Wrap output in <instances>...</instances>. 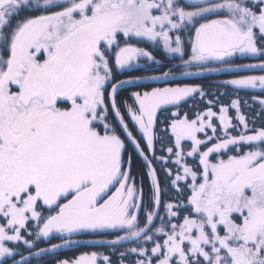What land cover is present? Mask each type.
Returning <instances> with one entry per match:
<instances>
[{"label": "snow or ice", "instance_id": "6c2138e0", "mask_svg": "<svg viewBox=\"0 0 264 264\" xmlns=\"http://www.w3.org/2000/svg\"><path fill=\"white\" fill-rule=\"evenodd\" d=\"M133 39L162 44L185 69L264 70V63L232 61L264 59V0H0V264H31L18 249L59 234L63 244L40 248V256L83 233L114 234L108 243L119 264H264V126L249 127L239 99L195 119L173 112L175 144L168 157H155L157 113L205 93L187 84L133 92L126 114L172 176L180 201L163 204L160 215L157 169L117 102L118 91L140 78L117 82L114 67L131 69L140 58L160 63ZM224 83L264 90V75ZM252 98L264 109V98ZM113 113L148 168L147 204ZM241 126L238 135L229 132ZM169 163L179 166L175 175ZM125 243L135 246L123 250ZM99 259L113 264L107 255ZM55 264H98V254Z\"/></svg>", "mask_w": 264, "mask_h": 264}, {"label": "trees", "instance_id": "16d2710c", "mask_svg": "<svg viewBox=\"0 0 264 264\" xmlns=\"http://www.w3.org/2000/svg\"><path fill=\"white\" fill-rule=\"evenodd\" d=\"M186 38V37H185ZM131 43L136 46L145 49L152 56L159 61V64H153L151 61L146 60L145 58H140L139 63L128 70L121 71L114 67V79L116 81L134 79L139 77L140 79L135 80L132 84H127L124 86V90L119 93L118 100L121 103L127 105H134L133 92H144L149 91L155 87H175L177 85L183 86L194 85L199 86L203 89L205 96L200 98L196 96L194 99L189 98L187 101L182 102L179 106L166 107L160 110L157 116V123L154 129L156 139L155 144V157H168L167 147H173L175 144V137L171 132V122L173 119H176L172 115L173 112H179L180 118L187 114L189 119H195V114L197 112L207 111L209 107L213 111L219 114L220 106H229L233 100L239 99L241 113L244 114L249 121L250 128H260L264 126V119H262L261 113L264 112V109L261 108L259 104V99L254 100L252 97L256 96L258 98H264V90L261 89H235L230 85H225L224 82L239 78L241 76H260L264 75V70L259 68L256 69H246L242 68L239 71H229V65H220L213 64L210 65L213 71L207 70H198L196 68L185 69L183 66V61L179 56H173L172 54L167 53L161 45L153 44L149 41H138L131 40ZM190 56V48L186 49V55L184 59H187ZM233 65H248V64H260L264 63V59L261 57H241L237 56L232 58ZM172 71L174 75L172 77L164 78L163 73ZM183 71H188L194 73L193 75H182ZM153 77H160V79H153ZM123 95V97H121ZM208 100H213V104L209 105ZM246 101V103H245ZM229 116L233 119V124H237L236 119V110L229 107ZM213 124L217 126L218 133H221V127L219 121L216 118H213ZM241 128H236L235 130L229 129V132L232 135H238L241 131ZM210 133V130H209ZM222 134V133H221ZM200 138L203 139L204 135L199 134ZM185 149L187 150L190 145L189 141L183 142ZM175 151V149H174ZM227 158L226 156L224 157ZM151 159H153V166L157 169V174L160 178L161 187L163 189L162 193V207L160 210V215H164L163 204L166 203H178L180 202L177 199V192L175 188L171 186L172 176H169L165 171L164 167L161 164L159 159H154L153 154ZM171 161H175V157H171ZM187 163L190 166H195L198 164V161H195L192 157L187 159ZM167 167L172 169L173 175H175L178 165L175 163H169ZM133 172L137 175V179L141 178V182L144 189L145 202L151 198V179L147 175L148 168L145 164H141L139 161H134L132 164ZM183 199V198H181ZM186 203V200L183 201ZM93 238L96 240H103L102 243H93V244H80L75 247L66 248L62 247L52 254H45L44 256H33L32 251L34 249L43 248L48 246L42 242L38 243V247L33 250H27V259L30 260L31 264H55L57 260H61L63 257L69 255H83L91 254L93 252L98 254V264H102L99 257L107 255L111 258L113 264H119L120 257L118 253L114 252L112 246L108 243L111 240L116 239L114 234L102 233V234H93ZM135 246L134 243L129 244L125 243L123 250H127L128 247ZM119 247V246H117ZM132 259L131 257L128 258ZM127 264V262H126Z\"/></svg>", "mask_w": 264, "mask_h": 264}, {"label": "flooded vegetation", "instance_id": "af4514ba", "mask_svg": "<svg viewBox=\"0 0 264 264\" xmlns=\"http://www.w3.org/2000/svg\"><path fill=\"white\" fill-rule=\"evenodd\" d=\"M112 63L114 65V62L113 61H112ZM117 82H119V81H117ZM122 90H124V86L118 91V94H117V102H118V105L120 106L121 112L125 114V120H126V122L129 123L130 130L133 131V134L140 141L141 147L145 149L146 154L151 159V157H152V151L147 149V142H146V140L145 139H142V135L140 134L139 129L134 126V124L131 122L130 116H128L126 114V104L125 103H121L118 100L119 93ZM149 91H151V90H149ZM141 93H143V92H141ZM121 97H123V95H121ZM171 106L172 105H169L167 107H171ZM162 109H164V108H162ZM158 114H159V112L157 113V116H158ZM112 122L114 124H116L117 131L121 135V138L122 139H125L126 151H125V154H124V158H125V161H127V158L129 156H131V175L135 178L137 187L138 188L141 187V186L143 187L142 182H141V178H138L137 179L136 178L137 175L133 172L132 164H133L134 161H139L141 164H145V162H144L143 158L140 156L139 152L135 149L134 145H132L131 142L127 140L126 134L123 133V131L121 130L120 126L118 125V122L116 121V119L114 117V113H113V120H112ZM143 192H144V189H143ZM144 199H145V195H144ZM145 204H147V203L145 202ZM44 214L47 215L48 213L45 212ZM40 242H42L43 244L45 243V244L48 245V246L43 247V248L51 249V246L53 244H63V239L59 236V234H54L53 237H51L50 239H48V240H42V241H39L37 243H40ZM97 242L98 243H102L104 241L103 240H96L95 238H93V233H83V234L74 235L72 237V243L69 244V245H67V246H64V247H66L68 249V248H71V247L78 246L80 244H93V243L95 244ZM59 249H57V250H59ZM39 250H40V248L34 249V251H32V254H34L33 256H36L35 253L38 252ZM18 251L20 253H22V256L24 258H27V250L25 248L21 247L20 249H18ZM56 251H54V252H56ZM54 252L53 251H48L46 253H42L40 256H44L45 254H49V253L52 254ZM83 255H85V254H83ZM79 256L80 255H78V254L77 255H69L67 257H63L62 259L74 260V259L78 258ZM20 260H21V256L20 255H17L16 256V261L19 262Z\"/></svg>", "mask_w": 264, "mask_h": 264}, {"label": "rangeland", "instance_id": "374dc122", "mask_svg": "<svg viewBox=\"0 0 264 264\" xmlns=\"http://www.w3.org/2000/svg\"><path fill=\"white\" fill-rule=\"evenodd\" d=\"M133 40H136V39H133ZM150 42V41H149ZM161 45V47L163 48V46H162V44H160ZM113 62H114V59H113Z\"/></svg>", "mask_w": 264, "mask_h": 264}]
</instances>
